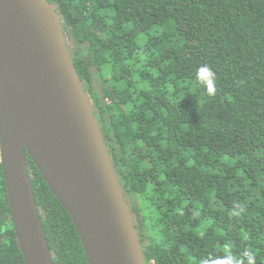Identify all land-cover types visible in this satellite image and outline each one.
<instances>
[{"label":"trees","instance_id":"1","mask_svg":"<svg viewBox=\"0 0 264 264\" xmlns=\"http://www.w3.org/2000/svg\"><path fill=\"white\" fill-rule=\"evenodd\" d=\"M48 1L146 264H247L248 252L264 264V0ZM204 65L212 96L197 78ZM26 163L53 264H87ZM0 264H24L1 162Z\"/></svg>","mask_w":264,"mask_h":264},{"label":"water","instance_id":"2","mask_svg":"<svg viewBox=\"0 0 264 264\" xmlns=\"http://www.w3.org/2000/svg\"><path fill=\"white\" fill-rule=\"evenodd\" d=\"M69 215L87 264H146L48 0H0V162L24 264H53L26 163Z\"/></svg>","mask_w":264,"mask_h":264},{"label":"clouds","instance_id":"3","mask_svg":"<svg viewBox=\"0 0 264 264\" xmlns=\"http://www.w3.org/2000/svg\"><path fill=\"white\" fill-rule=\"evenodd\" d=\"M197 78L199 82L204 86L208 95L212 96L216 93V76L214 71L204 65L197 71ZM247 258V264H255V257L251 252L245 254Z\"/></svg>","mask_w":264,"mask_h":264},{"label":"rangeland","instance_id":"4","mask_svg":"<svg viewBox=\"0 0 264 264\" xmlns=\"http://www.w3.org/2000/svg\"><path fill=\"white\" fill-rule=\"evenodd\" d=\"M186 31H187V34H188V37L189 39H193V41H195V38H196V35H194L193 37V34L195 33V29L191 27V24L186 22Z\"/></svg>","mask_w":264,"mask_h":264}]
</instances>
